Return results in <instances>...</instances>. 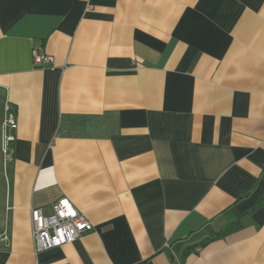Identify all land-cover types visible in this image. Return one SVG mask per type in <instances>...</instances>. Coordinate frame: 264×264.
I'll list each match as a JSON object with an SVG mask.
<instances>
[{"label":"crops","instance_id":"1","mask_svg":"<svg viewBox=\"0 0 264 264\" xmlns=\"http://www.w3.org/2000/svg\"><path fill=\"white\" fill-rule=\"evenodd\" d=\"M0 151V264H264V0H0Z\"/></svg>","mask_w":264,"mask_h":264},{"label":"built area","instance_id":"2","mask_svg":"<svg viewBox=\"0 0 264 264\" xmlns=\"http://www.w3.org/2000/svg\"><path fill=\"white\" fill-rule=\"evenodd\" d=\"M33 60L39 66L50 65L53 56L34 50ZM16 128L15 110L5 104L1 124V150L4 157L9 156ZM51 207L52 211L48 214H44L40 208L30 210L31 237L36 253L73 242L93 228L88 219L67 198L58 199Z\"/></svg>","mask_w":264,"mask_h":264},{"label":"rangeland","instance_id":"3","mask_svg":"<svg viewBox=\"0 0 264 264\" xmlns=\"http://www.w3.org/2000/svg\"><path fill=\"white\" fill-rule=\"evenodd\" d=\"M2 155H1V151H0V175H2ZM0 186H1V182H0Z\"/></svg>","mask_w":264,"mask_h":264}]
</instances>
